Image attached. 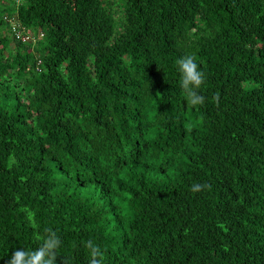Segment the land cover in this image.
I'll use <instances>...</instances> for the list:
<instances>
[{"label": "trees", "instance_id": "trees-1", "mask_svg": "<svg viewBox=\"0 0 264 264\" xmlns=\"http://www.w3.org/2000/svg\"><path fill=\"white\" fill-rule=\"evenodd\" d=\"M46 228L56 264H264V0H0V264Z\"/></svg>", "mask_w": 264, "mask_h": 264}, {"label": "clouds", "instance_id": "clouds-1", "mask_svg": "<svg viewBox=\"0 0 264 264\" xmlns=\"http://www.w3.org/2000/svg\"><path fill=\"white\" fill-rule=\"evenodd\" d=\"M180 73V85L188 103L193 106L203 105L205 98L198 94L199 89L205 83V74L199 70L196 59L193 55H186L176 61ZM214 99L219 102V95ZM205 189L210 190V185L194 183L191 186L192 193H199ZM42 242L34 250L17 249L11 254L7 264H56L57 249L61 246V239L51 228L44 229L43 235L39 236ZM90 257L89 264H103L104 253L101 248L92 240L84 242ZM62 264H69L67 258Z\"/></svg>", "mask_w": 264, "mask_h": 264}, {"label": "built area", "instance_id": "built-area-1", "mask_svg": "<svg viewBox=\"0 0 264 264\" xmlns=\"http://www.w3.org/2000/svg\"><path fill=\"white\" fill-rule=\"evenodd\" d=\"M21 1L22 0H13L14 4H16V5H19L21 3ZM19 36H21V35L19 34ZM21 40L28 42V41H30V38L27 36H21Z\"/></svg>", "mask_w": 264, "mask_h": 264}, {"label": "rangeland", "instance_id": "rangeland-1", "mask_svg": "<svg viewBox=\"0 0 264 264\" xmlns=\"http://www.w3.org/2000/svg\"><path fill=\"white\" fill-rule=\"evenodd\" d=\"M13 6L12 3H10V7Z\"/></svg>", "mask_w": 264, "mask_h": 264}]
</instances>
